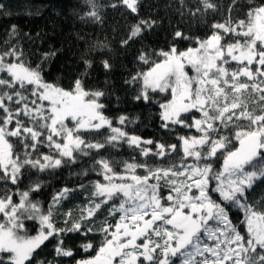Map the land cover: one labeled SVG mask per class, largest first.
<instances>
[{"label":"snow or ice","instance_id":"obj_1","mask_svg":"<svg viewBox=\"0 0 264 264\" xmlns=\"http://www.w3.org/2000/svg\"><path fill=\"white\" fill-rule=\"evenodd\" d=\"M86 5L87 15L99 21L94 0ZM138 5L139 0H113L110 7L138 15ZM198 5L216 9L210 0ZM237 7L243 14L233 16ZM246 7L243 12L244 5L233 0L227 17L183 51L173 45L152 53L160 59L150 60L147 52L138 57L149 69L126 82H142L137 101L151 104L156 102L152 94H165L160 127L188 130L177 135L178 143L144 140L113 126L101 111L103 92L86 90L80 79L68 90L46 82L42 68L28 65L15 44L0 51V214L5 220L0 264H32L50 239L56 256L71 257L64 246L68 233L101 238L98 250L83 245L95 256L76 264H264V199L248 198L264 183V0H247ZM198 13L203 14L199 6L192 14ZM155 24L139 19L121 45ZM15 34L13 26L9 35ZM174 37L192 39L181 31ZM103 67L111 64L103 61ZM249 103L261 107L249 110ZM240 121L247 126L240 127ZM126 122L124 116L117 121ZM123 144L145 159L117 161L103 154ZM81 157L90 159L91 168L78 175L87 178L92 171L101 179L61 189L46 211L31 198L39 183L24 191L10 187L18 188L30 170L71 166ZM78 189H90L86 203L78 216L65 213L64 227H57L56 206ZM233 208L243 213L239 226L230 218ZM101 213L107 215L94 227ZM25 219L38 222L37 235L27 234Z\"/></svg>","mask_w":264,"mask_h":264},{"label":"trees","instance_id":"obj_2","mask_svg":"<svg viewBox=\"0 0 264 264\" xmlns=\"http://www.w3.org/2000/svg\"><path fill=\"white\" fill-rule=\"evenodd\" d=\"M112 2L113 0H94L101 17L99 21H95L87 15L90 9L86 0H0V5L4 6L0 8V51L9 43L15 44L23 51L28 65H39L42 68L46 82L68 90L80 79L86 90L103 92L100 102L105 107L101 111L112 121L113 126L122 127L129 134L144 140L178 143L177 135H184L188 130L177 126L174 132H168L160 127L159 102L164 100L165 94H152L156 102L151 104L143 100L137 101L134 97L139 93L142 82L133 84L126 81H131L137 73L149 69L148 64L138 59L141 53L147 52L150 60L154 61L160 59L152 55L154 52L158 53L161 49L166 51L173 45L183 51L192 46L196 38H206L212 31L211 25L222 22L227 17L233 0H210L216 5V9L206 11L202 5H198V0H139L138 15L127 12L123 7L113 9L110 7ZM239 2L244 5L243 12H246L247 0ZM197 6L203 14H192ZM237 13L243 14L240 7L236 8L233 16ZM141 18L155 20L156 24L152 29L145 30L138 39L122 46L121 41L127 37L129 28ZM13 26L16 34L10 36ZM176 31H181L192 39H176ZM85 61L88 62L87 65ZM103 61H108L111 68L105 70ZM259 107L261 105L249 103V110ZM121 116L127 117L129 122L125 125L118 124ZM239 126H247V121H240ZM102 131L105 134L108 132L107 129ZM192 131L194 133V129ZM41 151L48 153L49 150L42 148ZM102 151L105 156L117 161L131 160L133 156L140 160L145 159L138 155V149L133 150L127 144ZM90 168V159L81 157L78 164L71 166L43 172L30 170L18 188L10 187L13 191H24L28 185L39 183L40 190L33 192L31 198L33 202L39 203L42 211H46L54 194L61 189H76L80 183L88 186L92 181L101 179L92 171H89L87 178L78 175L83 169ZM138 171L143 174L142 169ZM89 194L90 189H78L69 199L57 205L58 211L54 210L53 217L56 226L64 227V214L69 211L78 216L79 209L86 203ZM248 198L250 201L264 199V183H258L248 193ZM106 215L101 213L94 227H98ZM230 218L239 226L243 213L233 208ZM3 222L5 220L0 214V223ZM24 223L29 236L38 234L37 221L25 219ZM100 239L95 233H88L86 236L78 233L66 234L64 246L73 252L71 257L56 256L55 241L50 239L37 249L32 264H38L39 261H45L46 264H76L79 260L95 256V250L86 252L83 245L91 243L98 250Z\"/></svg>","mask_w":264,"mask_h":264},{"label":"rangeland","instance_id":"obj_3","mask_svg":"<svg viewBox=\"0 0 264 264\" xmlns=\"http://www.w3.org/2000/svg\"><path fill=\"white\" fill-rule=\"evenodd\" d=\"M190 75H194V73L191 71V69H187Z\"/></svg>","mask_w":264,"mask_h":264}]
</instances>
